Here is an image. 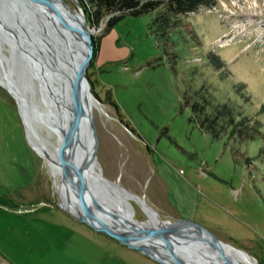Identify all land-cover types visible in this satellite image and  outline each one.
Returning a JSON list of instances; mask_svg holds the SVG:
<instances>
[{
	"label": "rangeland",
	"instance_id": "rangeland-1",
	"mask_svg": "<svg viewBox=\"0 0 264 264\" xmlns=\"http://www.w3.org/2000/svg\"><path fill=\"white\" fill-rule=\"evenodd\" d=\"M64 1L83 9L92 38L100 35L85 72L104 110H91L94 154L103 176L136 195L138 203L128 197L132 215L149 218L144 200L157 216L195 221L264 264V0H205L182 11L159 0L136 14ZM256 1L260 11L251 12ZM158 13L169 25L154 19ZM10 44L0 23V56ZM0 96L10 107L2 134H22L0 156V264H164L66 209L2 82ZM203 97L227 102L233 118L244 117L243 130L231 134L225 125L212 136L199 127L191 103Z\"/></svg>",
	"mask_w": 264,
	"mask_h": 264
},
{
	"label": "bare ground",
	"instance_id": "bare-ground-1",
	"mask_svg": "<svg viewBox=\"0 0 264 264\" xmlns=\"http://www.w3.org/2000/svg\"><path fill=\"white\" fill-rule=\"evenodd\" d=\"M1 2L6 4V11L1 8ZM18 2L20 4L17 3V0H0V17L5 19L15 35L26 40L27 37H24L22 33L25 30V24L19 20L16 14L24 18L18 10L19 6L22 10H30L35 17L33 24L38 28V36H34L36 44L49 59L57 62L65 73L64 63L65 61L69 62L68 71L70 78H72L84 52L85 44L79 36L68 30L66 24L70 25V22L74 21L81 25L82 22L78 16V11L73 12L66 2L65 5L61 6L57 0H43V3L48 7L49 15L34 0H18ZM258 10L256 1V4L251 6L250 11L257 12ZM7 11H11L15 16L11 24L5 18ZM25 22L28 21L25 20ZM240 26H234L236 31L240 30ZM27 27L30 29L28 25ZM4 31L9 35L6 30ZM225 41L222 40V43ZM10 47H12L11 44ZM16 48L15 51L17 53L20 52L18 65L23 68H25L24 66L29 68L26 73L32 75V85H28L25 88L23 85L24 76L19 77L9 71L10 68L6 66L7 64L10 65L9 54H5L3 57L0 56V82L14 94L30 145L43 158L45 155L46 166L52 172L54 185L59 191L62 204L76 215L83 216L85 212L76 197L73 186L63 176L60 168L63 131L67 130L69 119L72 115L71 99L68 95L69 82L64 80L67 87L62 88L61 84L63 81L59 77L61 76L59 72L57 73L46 64L37 60L36 54L31 50L27 52L24 49ZM46 72L48 73V78L44 76ZM44 100H46L45 103L41 102ZM94 107L104 113L103 107L91 96L85 94L84 113L79 121L77 136L72 143L70 154L73 160L70 168L74 173L75 167L80 163L81 157L88 152L91 144L88 115L90 114L91 116V110ZM48 133H53L54 135V139L52 141L49 140L51 144L47 143V140L50 139L47 135ZM98 165L95 155L87 158L85 179L88 185L86 187L87 192L104 207H98L94 203L91 204L97 212V216L103 221L117 227L122 226L121 224L131 223L164 234L181 232L197 234L196 232H200V243L205 246L209 258L200 255L192 246H189V252L186 255L187 264H260L245 249L236 246L237 249L227 247L225 244L229 243L222 239L214 243L215 239L208 232L200 228L197 229L193 224H190L191 226H181L175 223L174 225L169 220L157 216L151 206L144 200L143 202L147 206H142V208L149 214V218L147 220L135 218L130 209L133 204L128 200V197L134 198L133 200L138 203L136 195L103 176ZM130 241L146 246L154 254L169 263H173L169 252L156 242L137 237L131 238ZM171 242V244H174L176 241Z\"/></svg>",
	"mask_w": 264,
	"mask_h": 264
},
{
	"label": "water",
	"instance_id": "water-1",
	"mask_svg": "<svg viewBox=\"0 0 264 264\" xmlns=\"http://www.w3.org/2000/svg\"><path fill=\"white\" fill-rule=\"evenodd\" d=\"M41 9L46 13L49 14L48 7L43 3V0H34ZM60 5H65L64 0H57ZM75 3L78 4V0H74ZM17 3L20 4L17 0ZM1 8L6 9V4H3L1 2ZM19 11L23 15V19L27 20L28 26L30 29H27L25 26V30L22 31L24 37H27L26 40H23L22 38H19L17 35H15L10 28V26L7 24L5 19L0 17V23L3 26L4 30L8 32L9 35L8 39L11 41L12 47L9 49V55H10V65H9V71L11 73H15L17 76L21 77L24 76V87H28V85H32V75L30 73H26L27 68L21 67L19 64L20 59V52H16L15 48L18 49H24L27 52L31 50L34 54L37 56V60L41 61L43 64H46L51 69L56 71L61 76V80L63 83L61 84L62 88L67 87L64 83V80H68L69 82V89H68V95L71 99V111L72 115L69 119L68 128L67 130L63 131V141H62V147H61V154H60V168L63 176L69 180L73 186V190L76 194L77 199L79 200V203L84 209L85 215L79 216V218L86 220L88 223H90L95 229L102 230L115 238L119 239L120 241L126 242L130 246H134L141 250L142 252L148 253L150 256L160 260L164 264H187L186 255L187 252H189V246H192L194 250L203 256H206L209 258V254L205 250V246H202L200 243V232L194 233H170V234H164L152 229H147L144 227H139L131 223L121 224L122 226L117 227L108 224L107 222L103 221L97 216V212L94 210L92 203L97 204L98 207L102 206L99 204L98 200L95 198H92L90 194L87 192V181L85 177V167L87 163V158L89 156H94V149H95V131L92 124L91 116L88 115V124L90 127V134H91V144L88 149V152H86L82 157L81 161L78 164V166L75 167V173L71 170L70 166L72 165V157H71V148L72 143L75 141V138L77 136L78 131V125L79 121L82 118V114L84 113V95L87 94L91 96L93 99H95L92 90L90 88V84L88 81V78L86 76V67L90 61L91 55H92V37L90 34V30L88 29L91 27L85 20V16L83 13V9L78 6V16L81 20V25H78V23L72 21L71 24H66L68 30L73 33L76 36H79L85 44V49L82 54V57L75 69V72L73 74V77L70 78L64 70L61 68V66L49 59L44 51L36 44L34 36H38V28L35 24H33V20L35 19L34 15L30 12V10L27 11V9L22 10V8L19 6ZM50 15V14H49ZM5 18H7L8 22L11 24L13 23V20L15 19V16H7L5 15ZM34 34V35H33ZM9 44V43H8ZM16 48V49H17ZM36 65V62H35ZM45 77L48 78V73L46 72ZM64 103V102H63ZM28 139V137H27ZM88 153V154H87ZM70 168V169H69ZM92 202H91V201ZM103 207V206H102ZM104 208V207H103ZM153 208V207H151ZM67 209V208H66ZM97 209V208H96ZM154 209V208H153ZM69 210V209H67ZM155 210V209H154ZM70 211V210H69ZM156 211V210H155ZM71 212V211H70ZM157 212V211H156ZM176 221H188L191 224H193L197 229H202L209 233L210 236H212L215 241L214 243L221 241L220 238H218L215 234H213L210 230H208L205 226L192 221L188 218L179 217L175 219ZM204 236V235H203ZM141 238V239H149L153 242H156L161 247H163L166 251L169 252L171 255V259L173 263H169L168 261L162 259L158 255L151 252L146 246H143L141 244L135 243L130 241L131 238ZM171 241H176L174 244H171ZM193 250V252H195Z\"/></svg>",
	"mask_w": 264,
	"mask_h": 264
},
{
	"label": "trees",
	"instance_id": "trees-1",
	"mask_svg": "<svg viewBox=\"0 0 264 264\" xmlns=\"http://www.w3.org/2000/svg\"><path fill=\"white\" fill-rule=\"evenodd\" d=\"M92 4H94L99 10V8H103L104 10H114L119 8H127V12L129 13H140L143 11H147L152 9L155 5L159 3V0H89ZM161 1V0H160ZM205 1V0H171L170 3H167L169 11H182L186 9L192 8L196 2ZM123 13V12H122ZM122 13H117L110 17L108 20V24H110L113 20L119 17ZM154 19L162 22L163 25H169L168 16L162 15L158 13ZM99 36L97 35L92 38V55L90 61H92V57H94L96 50L98 48ZM211 54V60L215 63H220L222 60L214 53ZM214 58V60H213ZM219 65V64H218ZM209 100L207 97L199 99H195L191 103V109L193 112L194 118L198 121L199 127L210 131L212 136H217L220 128H223L225 125H229L228 133H233L234 131L241 132L244 117H240L239 119L233 118L234 110L227 102L222 103H211L208 105ZM261 262V260L259 259Z\"/></svg>",
	"mask_w": 264,
	"mask_h": 264
},
{
	"label": "crops",
	"instance_id": "crops-1",
	"mask_svg": "<svg viewBox=\"0 0 264 264\" xmlns=\"http://www.w3.org/2000/svg\"><path fill=\"white\" fill-rule=\"evenodd\" d=\"M95 56V55H94ZM8 101L7 98H4L0 96V156L3 153L4 149L10 148V145H15L17 143V140H22V134H2L1 128L4 125V119H3V113L4 112H10V107L8 106ZM19 118L21 117L20 112H18ZM22 120V117L19 119ZM23 123V120L21 121ZM11 124L14 126L17 124V118L13 117L11 120ZM168 193V198H167V203L171 205V203H174V195L171 189L167 190ZM176 209V208H175ZM0 210H6L4 207H1L0 205Z\"/></svg>",
	"mask_w": 264,
	"mask_h": 264
}]
</instances>
